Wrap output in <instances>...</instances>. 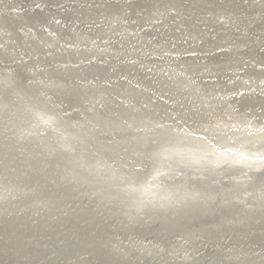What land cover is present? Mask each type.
Wrapping results in <instances>:
<instances>
[{
  "label": "bare ground",
  "instance_id": "1",
  "mask_svg": "<svg viewBox=\"0 0 264 264\" xmlns=\"http://www.w3.org/2000/svg\"><path fill=\"white\" fill-rule=\"evenodd\" d=\"M0 264H264V0H0Z\"/></svg>",
  "mask_w": 264,
  "mask_h": 264
},
{
  "label": "snow or ice",
  "instance_id": "2",
  "mask_svg": "<svg viewBox=\"0 0 264 264\" xmlns=\"http://www.w3.org/2000/svg\"><path fill=\"white\" fill-rule=\"evenodd\" d=\"M36 115H37V119H39V120H41V121H43V120H44V117H43V116H41L39 113H37Z\"/></svg>",
  "mask_w": 264,
  "mask_h": 264
}]
</instances>
